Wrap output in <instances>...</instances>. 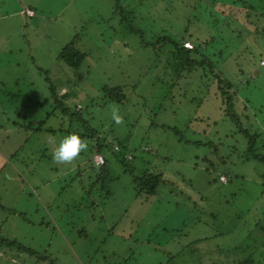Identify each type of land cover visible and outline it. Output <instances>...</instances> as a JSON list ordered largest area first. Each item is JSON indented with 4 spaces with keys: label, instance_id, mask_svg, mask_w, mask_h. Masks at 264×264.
<instances>
[{
    "label": "rangeland",
    "instance_id": "obj_1",
    "mask_svg": "<svg viewBox=\"0 0 264 264\" xmlns=\"http://www.w3.org/2000/svg\"><path fill=\"white\" fill-rule=\"evenodd\" d=\"M197 1L38 0L32 25L46 46L25 43L16 84L0 77V237L14 242L0 264H264V163L241 159L246 141L223 114L212 75L177 73L158 41L179 39L189 24L184 35L232 81L252 130L264 134V20L230 0H202L211 16ZM76 33L85 56L73 68L58 53ZM115 85L126 99L106 103L102 88ZM55 97L81 110L85 128L55 109ZM73 132L87 149L54 161ZM94 133L104 135L110 180L96 179ZM128 169L164 182L145 197Z\"/></svg>",
    "mask_w": 264,
    "mask_h": 264
},
{
    "label": "trees",
    "instance_id": "obj_2",
    "mask_svg": "<svg viewBox=\"0 0 264 264\" xmlns=\"http://www.w3.org/2000/svg\"><path fill=\"white\" fill-rule=\"evenodd\" d=\"M210 1L214 2V0H210ZM230 1L231 3H233L232 5H235L236 9L238 8L239 11H245L247 15L248 13H250V17H253L255 15L257 18L256 19L257 22L260 23L262 22V20H264V11L257 12L255 10V8H257V5L259 3L258 1H262L264 4V0H253L255 1V3L253 2L255 6H252V4L248 2V0H230ZM197 2L198 3H196V5L200 6L201 8H204L205 11H208V13L211 12L209 7L205 6L202 0H198ZM238 2H241V4L239 3L240 6L236 5V3ZM208 6L211 5L209 4ZM28 16H32V15H28ZM211 16H214V14H211ZM188 26L189 24L186 25V28H184L183 30L184 31L183 35L179 39H173L171 36H169L167 38L165 37L160 38L158 39V41L161 42L163 47L166 48V51H168L169 54L171 55V58L169 56L168 58L170 59L172 65L177 70V73H179V71H181L182 69L187 71H194V72H198L201 70L204 76L208 74L212 75V77L214 78V85L216 86L217 95L220 99V105L223 114L226 115V117L234 124L235 133L241 135L246 141V148L241 154V159L247 160L252 158L258 160L259 162L264 163V137H263L264 134L258 130L255 129L252 130V124L250 123L251 117L245 112L246 105L243 106L241 105V101L240 98L238 97L237 91L233 89L232 81L224 77L222 72L216 66L217 63L213 62L210 59L209 54L203 51L202 48L203 46H201V44H198L190 36L184 35V33L187 31ZM257 39L260 45H264L261 42V37L258 36ZM187 40H190L193 43V46L191 48H187L183 45L184 41ZM79 42H80V35L76 33L71 38V40L62 47V49L58 53V59L65 62L70 67L73 68L78 67L85 56L84 53L80 51V49L78 48ZM261 57L262 54L258 55V59ZM62 90L63 88L59 90L60 93L62 92ZM102 93L105 96L106 103L107 102L123 103L126 99V95L123 91V86L120 85H115L111 87L104 86L102 88ZM61 99L64 98L62 97ZM56 100L57 99L55 97L54 100L55 106L57 103ZM61 102L62 101H60L59 103ZM57 106L61 108H57ZM57 106L55 107L56 110L60 109V112H63V114L65 113L71 115V119L75 121L76 126L79 127L78 129L85 128L86 124L83 123L84 119L81 116V110H77L76 106L74 107L73 110H71L68 107H65L63 104H58ZM13 124H16V122H13ZM88 130L87 132L83 131L82 134L88 137L89 136L87 135L89 133ZM90 137L95 138V144L97 145L96 147L97 149L94 150V154L98 153L104 159L103 163L99 165H94L91 160V164L98 168L96 179L98 180L99 178L105 177L106 179L110 180L111 177L109 174V170L107 168L108 160L105 156H103V153L106 151L105 149L106 145L102 141L104 135L98 137L94 133V135L93 136L90 135ZM92 145H94V143ZM118 145L121 148L117 152L123 153L121 155L120 162L125 163V161L130 160L131 157L130 159L126 158L127 153L123 152L122 145L119 141H118ZM113 152L116 151L113 150ZM128 170H129L128 172L132 176V182L135 186L136 192L138 194L144 195L145 197L154 194L156 192L158 185L164 182V180L161 178L159 174L151 173L149 171H143L137 174V173H133L131 169ZM219 176H218V180H219ZM262 185L264 190V183ZM0 245L1 246L5 245L9 247V246H13L14 242L6 238L0 237ZM19 248L24 249L25 251L27 250L22 246H19ZM42 259H46V258L42 257ZM234 264H254V262L252 258L249 257V258H245L242 261H238L237 263Z\"/></svg>",
    "mask_w": 264,
    "mask_h": 264
},
{
    "label": "crops",
    "instance_id": "obj_3",
    "mask_svg": "<svg viewBox=\"0 0 264 264\" xmlns=\"http://www.w3.org/2000/svg\"><path fill=\"white\" fill-rule=\"evenodd\" d=\"M37 2L38 0H0V70L3 71L5 67L6 71L5 77H3L1 72L0 77L4 81L7 80L6 76L8 74L11 77V81L15 84L20 77H23L19 67H23L25 64L23 50L26 42H33V45L39 47L42 44L46 46V41L40 34V28L32 25L34 21L37 22V25L41 21L42 14L36 11ZM27 8L33 11L32 16L25 14ZM39 53L40 50L37 55ZM30 57H33L32 60L34 61V56ZM2 80H0V85H3L1 83ZM3 95V93L0 94V122L4 119L3 115H7V108H2L4 101L1 99ZM11 106L14 109L15 106ZM8 249H10L8 246L3 247L0 245V257ZM11 260L14 263L15 259L13 257Z\"/></svg>",
    "mask_w": 264,
    "mask_h": 264
},
{
    "label": "clouds",
    "instance_id": "obj_4",
    "mask_svg": "<svg viewBox=\"0 0 264 264\" xmlns=\"http://www.w3.org/2000/svg\"><path fill=\"white\" fill-rule=\"evenodd\" d=\"M112 120L119 124L121 117L116 109L112 110ZM87 144L82 141L81 137L76 133H69L63 136L52 152V159L59 163H70L78 158L81 152L87 149Z\"/></svg>",
    "mask_w": 264,
    "mask_h": 264
},
{
    "label": "built area",
    "instance_id": "obj_5",
    "mask_svg": "<svg viewBox=\"0 0 264 264\" xmlns=\"http://www.w3.org/2000/svg\"><path fill=\"white\" fill-rule=\"evenodd\" d=\"M25 14L27 15H33V11L30 10V9H26L25 10ZM184 46L185 47H191V44L189 41H184ZM104 161L103 157L100 155V154H97V156L94 158V163L95 165H99V164H102ZM223 176H221V179H224L222 178ZM28 264V263H27Z\"/></svg>",
    "mask_w": 264,
    "mask_h": 264
}]
</instances>
